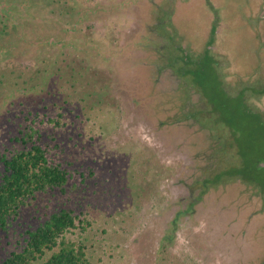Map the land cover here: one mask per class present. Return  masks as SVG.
Returning a JSON list of instances; mask_svg holds the SVG:
<instances>
[{
  "label": "rangeland",
  "instance_id": "1",
  "mask_svg": "<svg viewBox=\"0 0 264 264\" xmlns=\"http://www.w3.org/2000/svg\"><path fill=\"white\" fill-rule=\"evenodd\" d=\"M70 1L69 9L83 30L77 44L87 40L88 51L102 54L103 59L96 63L89 59L83 67L73 65L74 71L58 72V67H64L58 63L53 70L60 75L45 82V76L53 72L48 61L56 50L23 60H8L0 54V154L22 149L20 138L33 133L50 162L70 174L64 191L38 194L21 209L9 230L0 232V264L25 247L28 230L61 209L78 216V228L67 237L86 247L92 264H264V193L249 182L264 183V127L246 115L252 109L264 118V98H251L246 101L248 107L241 96H227L222 77L209 62H203L208 95L222 112L219 116L218 110L212 113L224 120L214 126L212 120L204 119L202 126L225 135L222 148L228 141L237 144L224 155L234 158L219 161L214 171L208 161L215 163L220 152H212L211 145L222 135L211 138L203 128H179L166 120L179 102L172 94L173 83H158L154 88L158 113L150 123L142 120L126 90L124 82L129 77L146 81V74L154 73L150 63L164 57L148 52L149 66L143 63L146 52L140 50L141 43L144 48V43L149 45L143 31H150L152 18L166 12L165 6L162 13L157 11L164 1ZM182 2L176 3L175 25L194 37L202 16L200 7L192 9ZM213 4L227 18L234 65L247 69L264 64V53L256 52L255 33L247 24L258 0H214ZM125 47L131 51H120ZM26 88L30 90H20ZM15 90L23 96L9 99ZM164 123L167 126L152 133V124ZM224 124L231 126L228 137ZM189 150L196 153V160L187 167ZM211 168L212 175L231 169L230 175L205 186ZM238 173L245 179L234 175ZM176 177L184 186H194L193 190L177 184ZM188 190L196 197L206 192L192 215H181L174 226L177 213L185 207L183 199H192Z\"/></svg>",
  "mask_w": 264,
  "mask_h": 264
},
{
  "label": "trees",
  "instance_id": "2",
  "mask_svg": "<svg viewBox=\"0 0 264 264\" xmlns=\"http://www.w3.org/2000/svg\"><path fill=\"white\" fill-rule=\"evenodd\" d=\"M70 3V0H0V54L8 60H23L37 52L56 50L61 60L53 54L48 69L52 71L58 63L63 64L58 72L69 68L74 71L73 65L83 67L89 59L93 62L103 59L102 54L88 51L87 40L77 44L82 41L83 30L81 21L69 9ZM73 52L75 58L71 59ZM58 72L53 70L45 76V82L60 75ZM20 90L8 98L23 96ZM246 115L264 127L259 114L247 112ZM20 141L22 149L10 155L0 154V232H7L21 209L38 194L56 189L64 191L70 180L69 172L62 165L50 162L46 149L34 140L33 133ZM249 182L264 193V183ZM77 221L79 218L72 210L52 212L37 228L27 231L25 247L12 252L1 264H92L86 247L67 237L71 230L78 228ZM48 253L51 256L45 260Z\"/></svg>",
  "mask_w": 264,
  "mask_h": 264
},
{
  "label": "flooded vegetation",
  "instance_id": "3",
  "mask_svg": "<svg viewBox=\"0 0 264 264\" xmlns=\"http://www.w3.org/2000/svg\"><path fill=\"white\" fill-rule=\"evenodd\" d=\"M151 1L152 4L159 3V0L157 3L154 0ZM163 1L164 3L161 7L157 5V11L158 13H162L164 11L163 6H165L167 8L166 12H168L167 18L165 16L166 12L160 16H157L156 18H152V20H154L153 28H151L148 32L143 31V40L148 41L149 45L147 46V44L144 43V48L141 43L140 50L145 51L147 56L146 61L143 63H150L148 52H152L154 55H163L164 57L162 58L161 62L155 61L150 63L154 65L152 66L154 68V73L153 75H150L151 77L147 76L148 74H146V81L144 80L139 82L137 79H134V81L129 77L128 80L124 82L127 84L126 90L129 91L133 106L136 107L138 112H141L142 120L144 121L147 119L148 123H150V121L154 122L155 115L158 113L154 108V106L157 107V105H155L156 99L153 97V94L157 91L154 92V88L158 83H166V81L168 83L169 81L170 83H173L174 85L171 86L173 89L172 94H176L179 102L173 108L171 116H166V120L168 122L172 120L174 126L178 125L179 128L183 125L196 131H201L203 128L207 130V134H209L211 138L217 135H222L220 138L215 139L217 140L215 144L211 145L212 152H220L218 155H216V159H214L215 163H213V161H208L210 164L209 166H213L214 171L215 169L218 171L219 161L224 162V159L233 157L224 155L227 154L230 147L235 149L237 144L235 141L232 143L228 141L227 144H225L226 148H222L225 135L223 133L214 134L213 131L202 126L204 119L212 120L214 126L224 120L219 117L215 118L216 115L219 116V114L222 112L216 108L217 106H215V102L213 103V100L208 95L207 87L205 86V81L208 78V71L203 62H209L211 69L215 70L216 73L219 74L217 76L222 77V81L220 80V82L223 84L222 87L224 92L227 93V96L232 98L241 96L245 102L244 105L246 106H248L246 101L250 100L251 98H264V84L262 86V82H264V64L260 62L259 64L252 66V68L248 67L247 69L246 66H243L242 64H238V66L234 65V61L231 59V50L233 47L231 46L229 39L230 28L228 26V21L224 15L220 14L217 6L213 4L214 0H181L183 1L182 3L188 4L192 9H197L200 7L199 10L201 11L200 14L202 16L201 19L199 18L198 20L199 26L194 37L189 36L188 33L183 30L182 26L175 25L176 14L174 15V13L176 11V3H178V0ZM171 13H173V15ZM251 20H253V22H251ZM247 24L252 27V31L255 33L254 36L257 40L256 52L263 54L264 0H258L257 10L254 16H251L248 19ZM154 40L159 41V43L154 44L152 42ZM124 50L131 51L126 47L124 49H120V51ZM150 64L148 65L151 66ZM251 76H254V80H252V82H250ZM152 77H155V80H153ZM121 91L123 92L122 89ZM157 94L158 93H156V95ZM212 111H217L216 115H213ZM247 112L259 114L261 119L264 120L261 112L254 111L252 109L247 110ZM162 126H167V124H152V133H158L161 131ZM224 126V133L226 132V137H228V134L230 135L231 133L229 130L231 129V126L230 124H224ZM169 138L173 140L170 135ZM177 144L179 143L177 142ZM192 152L193 151L189 150L191 158L189 159V164L187 167L191 166V164L194 163V160H196V153L193 155ZM237 155L239 156L240 153ZM184 165L186 166V164ZM230 166L234 167V164L230 163ZM236 166L239 167V164ZM230 170L225 171V174L222 172L220 174L216 173L215 175H212L213 168H211V171L209 172V178L205 179L203 183L205 186H208L210 183L216 184V182H220L221 179L230 175ZM234 175H238L241 179H245L242 174L238 173ZM175 182L182 185L185 190H193L194 188V186H184V182L181 181L179 177H176ZM205 192L206 191H202L199 196L196 197L191 196L188 190V194L192 197V199H183L185 207L184 209H181L182 211L177 213L172 224L174 225L176 220H178L181 215H192V212H194V206L199 205Z\"/></svg>",
  "mask_w": 264,
  "mask_h": 264
}]
</instances>
